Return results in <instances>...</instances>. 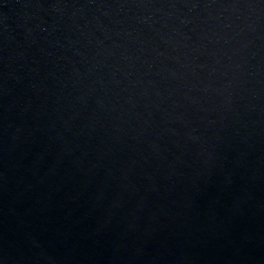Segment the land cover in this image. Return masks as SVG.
Listing matches in <instances>:
<instances>
[{"label": "water", "instance_id": "1", "mask_svg": "<svg viewBox=\"0 0 264 264\" xmlns=\"http://www.w3.org/2000/svg\"><path fill=\"white\" fill-rule=\"evenodd\" d=\"M0 264H264V0H0Z\"/></svg>", "mask_w": 264, "mask_h": 264}]
</instances>
